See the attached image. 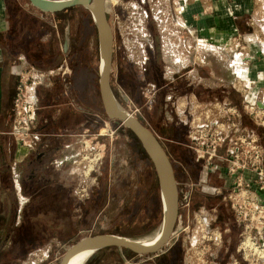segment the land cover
Returning <instances> with one entry per match:
<instances>
[{
	"label": "crops",
	"instance_id": "crops-1",
	"mask_svg": "<svg viewBox=\"0 0 264 264\" xmlns=\"http://www.w3.org/2000/svg\"><path fill=\"white\" fill-rule=\"evenodd\" d=\"M260 4L264 8L261 0H180L171 8V15L181 28L173 31L150 30L155 47L146 44L144 49L147 54H159L164 47L171 56L168 60H161L159 64L150 66L157 69L159 75L153 78L146 73L147 62L145 67L140 68L143 70L141 80L138 79L137 72H134L135 77L129 71L131 77L138 79L136 83L139 84L141 93L151 92L150 95L154 98L149 100L150 105L152 102L156 103L155 95L158 92H162V101H176L174 116L182 122L176 123V119L168 118L165 128L151 130L161 142L172 165H177V170L174 169L177 183H185V189H188L183 196L181 191L179 193L184 206L187 205L182 213L184 229L190 223V213L195 218L199 216L197 218L202 220L199 223L204 224L203 228L210 233L218 229L223 232L224 248L231 245L229 239L232 240L235 234V222L232 219L210 220L204 210L212 212L215 219L222 212L217 198L226 199L228 190L234 185L236 175L228 173L225 161L229 150V137L236 133H245L256 138L263 148L264 166V124L255 122L241 109L243 100L252 101L264 108V16L257 18L262 22L259 24L262 38L258 37V40L253 41V34L247 31L250 23H253L251 16L254 6ZM57 14L58 12L49 16L36 14L26 6V0H0V214L5 211L12 213L11 219L6 220L0 216V264H19L39 250L41 245L50 242V233L46 235L42 229L55 226L51 224L54 221L51 216L58 210L66 211L65 206L70 204L65 199L69 197L68 188L60 185L72 181L74 169L67 166V161L83 150L80 142L72 138L82 129L75 126L76 124L73 125V119L70 118L81 117L88 110L89 91L82 85L84 78H87L86 72L92 76L90 72L93 68L90 66L88 54L80 52L82 46H86L85 41L78 39L81 36L74 34L72 29L63 28L62 20ZM235 35L245 38L248 42L247 51L232 50V45L226 48L232 44V37ZM159 39L164 45L159 44ZM96 40L98 48L97 31ZM115 46L113 31V54ZM201 47L214 51L216 58L203 59ZM145 58L148 61V55ZM80 61L84 62L82 66L79 65ZM113 66L114 64L112 69ZM26 71L33 78L28 96L37 105L36 129L46 134V138L43 137L37 148L17 147L9 134L16 86L20 76ZM97 73V94L100 96L98 66ZM149 82L155 87L151 91L143 90L141 86ZM222 105L227 111L224 117L217 114L222 111ZM204 108L218 111L203 114ZM229 108H235L237 113L229 112ZM197 111L200 118L203 117L208 123L226 127L227 137L224 144L210 163L203 162V159L189 149L190 131L187 122L192 113ZM93 112L99 117L98 109ZM141 148L143 149L142 145ZM140 153L147 159L151 172L154 169L156 174L145 150ZM37 159L40 160L42 168L48 165L47 170L42 173L45 176L43 181L46 183L43 187H46L47 195L41 201L40 209L35 211L40 212V218L33 227L28 221L24 225L21 222L23 212H34L32 208L25 209L28 194L19 193L13 203L2 200V197L9 188L17 191L21 188L20 173L28 174L33 181V177L38 174L34 169ZM241 176L249 183L252 194L259 202L264 203V188H260L255 182L254 172L244 170ZM156 181L162 213L157 174ZM208 187L214 191V197H209L213 203L209 199L207 205L204 200L207 197H203L197 189L205 192ZM24 189L35 190V187L28 188L25 185ZM152 191L153 180L151 195ZM96 195L100 196V185L97 186ZM60 197L62 203L56 201ZM42 213L46 216L42 217ZM31 229L36 230L33 237L29 235ZM232 253L231 251L229 255ZM159 256L147 258L143 264H152Z\"/></svg>",
	"mask_w": 264,
	"mask_h": 264
},
{
	"label": "rangeland",
	"instance_id": "rangeland-1",
	"mask_svg": "<svg viewBox=\"0 0 264 264\" xmlns=\"http://www.w3.org/2000/svg\"><path fill=\"white\" fill-rule=\"evenodd\" d=\"M107 1L110 3L107 9V18L114 31V42H116V45L119 44L123 50L121 52V64L124 67V72L129 74L128 72L132 71L134 75V72H137L138 79L141 80V72H143V70L140 68L141 66L145 67V62L149 63V66H155V64H159L161 60L163 62V60H168V58L171 57L168 52L165 51L164 47L159 54L154 52L152 54H147L144 49L146 44L155 47V40L151 38L150 30L173 31L181 28L178 22L176 23L177 20H174L171 15V8L177 5L180 0ZM261 1L264 2V0ZM262 6V4L254 6L251 16L253 18V23H250L251 25L248 26L247 31L253 34V37H251L253 41L258 40V37L262 38L260 34L261 25H259L262 22L257 20V18L264 16V8ZM49 15L51 14L47 16ZM57 15L62 20L61 26L63 28L67 27L72 29L74 34L77 36L79 34L81 36L80 38L76 36L78 39H81L82 42L85 41L84 44L86 46H82L80 52L84 55L88 54L90 66L93 68V71L90 72L93 77L89 72H86L85 76L88 78V81L87 78H84V84L82 85L86 91H89L88 103L86 102L88 104V110H86L81 117L70 118L71 120L73 119V125L76 124L75 126L82 129L79 134H75L72 138L80 142L81 146H83V150L76 154L73 159L67 161V166L70 169H74L72 181L63 182L62 185L58 183V186L70 188L72 184V201L74 202L73 219H76L77 216L80 215V205L85 206L86 210H88V206L91 207L96 204L97 186L100 185V228H70L65 222L68 219L65 211L58 210L51 216V219H57L51 223L55 226H52L51 229H42V232L46 233V235L50 233V242L41 245L39 250L30 254L28 258L19 262V264H59L65 246L74 243L76 240L86 235L114 233L136 239L150 238L155 236L159 231L162 220L154 169L152 170L153 195H150V202L146 209L144 208L145 206L141 198H138L137 201L135 199L134 202L127 204L126 200L128 197H125L127 193L125 194L124 191L120 193V202L118 200L119 198L114 200L116 195L115 190H117L114 185V167L116 164H120L121 167L129 166L131 169H133L134 166V168L138 170L139 164L141 163L140 159L144 156L141 155L140 152H144V150L141 148L137 137L129 129L125 128L123 124H115L112 119L107 117L102 105L101 96L97 94L98 48L95 31L96 27L89 12L80 7H70L59 11ZM192 43V37H190V45H192ZM159 44L164 45V42H160L159 39ZM249 44L251 43L249 42ZM203 45L207 46L205 42H203ZM229 45L230 46L226 48H230L232 45V50L247 51L248 49V42L242 36H233L232 44ZM75 50L77 51L78 49ZM146 55H148L149 59L151 57L150 61L149 59L148 61L146 60ZM201 55L202 58L204 56L203 59L209 57L213 59L216 58L214 51L206 47H201ZM224 55L226 54L224 53ZM118 56L119 53L117 57L115 53L113 54L112 64L116 63ZM83 63L84 62L80 61L79 65L82 66ZM82 72L84 73V70H82ZM25 74L29 77V80L26 81L28 90L33 78L31 75H28L27 71ZM151 75H155L153 73V68L150 69V76ZM125 79H129V76H126ZM134 79V77H131V80ZM137 80L135 79L133 82L136 83ZM110 81L112 91L122 107L132 116L140 119L150 129H156L158 127L165 128L168 118L176 119V123L182 122L177 119V116H174L176 101H162V92H158L155 95L157 103L152 102L150 105L149 100L154 98L150 95L151 92H146L144 94L143 92L141 93L139 89L134 90L132 88L129 92V87L124 85H121L122 90L118 89L119 86L114 68L111 71ZM125 81L128 82V80ZM136 84L139 86L138 83ZM153 87L155 86H152L149 82V84L143 85L142 89L151 91ZM91 98L95 100V103ZM14 100L15 96L12 105L13 116L9 134L12 136L17 147L37 148L43 137L45 136L46 138V134L36 129L38 125V118L36 116L37 105L31 101V111L17 114L14 111ZM96 107L99 108V117L94 115L95 112H93ZM222 107V111H215L214 109L210 111V108H208L209 110L204 108V110L202 109V113H217L218 111L217 114L224 117L227 111H225V106L222 105ZM241 109L244 110L242 105ZM198 112L199 111L192 113L188 119L187 125L190 134L194 133L193 131H195L198 125L208 124L206 119L203 117L200 118ZM189 149L197 155L196 151L191 146ZM203 162L206 163L205 160ZM173 167L176 169L177 165L174 163ZM179 182L177 183L178 190L179 193L181 191L183 196L188 189H185V183ZM197 192L201 193L203 197H207V199L204 198V200H206L205 204L207 205L209 204V202H207L210 199L209 197H214V191L210 189V187L206 188L205 192L200 189H197ZM230 193L231 189L228 190L227 196L225 197L226 199L221 197L219 199L217 198L218 205L222 207V212L219 215L216 213L217 217L215 219L212 212L210 213L204 210V212L209 215L210 220L223 221L225 219H232L235 222V234L232 236V240L229 239V244H231L230 247L227 246V248H224V235L221 230H214L210 233L203 228L204 224L199 223L202 222L201 219L197 218L199 216L195 218L190 213V223L187 228L180 232L178 239L172 246L166 252L159 254L158 260L152 264H264V247L263 250L260 249L261 245L264 244V233H261V240L259 242V233H257L256 228H246L243 222L237 219L235 211L231 207V200L228 197ZM182 196L181 194L179 196L178 210L181 217H183L182 213L187 207V205L184 206L181 200ZM65 199L68 201L70 197ZM56 201L62 203V197L57 198ZM41 215L42 217L46 216L43 213ZM91 217V220H94L96 214H94V216L91 214ZM200 227L202 228L201 230ZM230 250L233 252L231 255H229L231 252ZM134 256L135 254L129 250L112 246L98 250L84 264H143L145 261L134 262ZM14 263L15 262H13V264Z\"/></svg>",
	"mask_w": 264,
	"mask_h": 264
},
{
	"label": "water",
	"instance_id": "water-1",
	"mask_svg": "<svg viewBox=\"0 0 264 264\" xmlns=\"http://www.w3.org/2000/svg\"><path fill=\"white\" fill-rule=\"evenodd\" d=\"M26 6L36 14L48 15L78 6L89 12L96 27L99 52V88L103 108L115 124H123L139 140L150 157L159 183L162 222L159 231L150 238H131L114 233L86 235L65 246L59 264H84L95 252L106 247H118L135 254L141 262L166 252L184 229L179 215V191L173 165L154 132L140 119L125 110L111 87L113 29L107 18L105 0H26Z\"/></svg>",
	"mask_w": 264,
	"mask_h": 264
},
{
	"label": "built area",
	"instance_id": "built-area-1",
	"mask_svg": "<svg viewBox=\"0 0 264 264\" xmlns=\"http://www.w3.org/2000/svg\"><path fill=\"white\" fill-rule=\"evenodd\" d=\"M27 80H29L27 74H22L16 88L14 111L17 114L31 111V100L27 94ZM242 107L243 111L255 122L264 124V108L249 100H243ZM228 110L231 113H237L235 108ZM219 125L200 124L195 128L194 133L190 134V146L196 151L198 157L207 163H210L218 155V151L227 137L226 127ZM229 138V150L225 161L228 173L236 175V177L228 197L237 219H240L246 228L255 227L259 233L260 242L261 233H264V203L259 202L257 197L252 194L250 185L245 182L241 172L244 170L254 172L255 182L260 188H264L263 148L256 138L245 133H236ZM263 245L260 247L261 250H263Z\"/></svg>",
	"mask_w": 264,
	"mask_h": 264
},
{
	"label": "flooded vegetation",
	"instance_id": "flooded-vegetation-1",
	"mask_svg": "<svg viewBox=\"0 0 264 264\" xmlns=\"http://www.w3.org/2000/svg\"><path fill=\"white\" fill-rule=\"evenodd\" d=\"M108 2V1H107ZM110 6V5H109ZM109 6H106V10L109 8ZM122 47H120V45H116L115 46V56L117 57L118 53L119 56L117 58L116 63L114 64L113 68L116 71V78L118 81V89L122 90L121 85L124 86H128L126 88H128L129 92L130 89H140V86H138L135 82H133L134 80H131V74H126L124 72V67L121 64V59H122ZM117 54V55H116ZM151 59V57H150ZM150 61V60H149ZM152 64V62H151ZM147 74L149 73L150 75V66L149 63L147 65ZM159 71L157 69H153V73L155 75H151V77L153 76H157L159 75L158 73ZM129 73V72H128ZM126 76H129V79H125ZM128 80V82H126L125 80ZM121 83V84H119ZM142 88V86H141ZM141 92V91H140ZM131 94V93H130ZM93 102L95 103V100L93 99ZM157 103V102H156ZM96 109L99 110L98 107H96ZM39 158V157H38ZM141 163L139 164L138 170L133 168H129L128 167H121L120 164H116V166L114 167V174H115V188H117L116 191V195L114 197L115 199H118L120 202L121 196L120 193H122L124 191V193L126 194L125 197H128L126 200V203H132L134 202V200L136 199V201L138 200V198H141V200H143V205L145 206L144 208H147L148 203L150 202V195H151V188H152V172H151V168L147 162V159L145 158H141L140 159ZM39 159H37V164L34 165V169H36V171L38 172V174H36L33 177V181L31 180V178L29 179V175L28 174H24V173H20L19 174V183H20V189L17 190H13V189H7L5 191V193L3 194L2 200L5 201H9L10 203H13L17 200L18 198V194H28V199H27V206L25 207V209L27 210V208L34 210V212L32 213H28V212H23L22 214V218H21V222L22 225L25 224V221H28L27 223H30L31 226L35 227V224H37L39 222V218H40V212L35 213V211L40 209V203L41 201L45 198L46 194V187L44 189L43 185H45L46 182L43 181V178L45 177L43 174V172H45L48 168L47 166H44L42 168V166H40L39 163ZM131 163V162H130ZM131 165V164H130ZM43 173V174H42ZM44 176V177H43ZM32 182H29V181ZM35 180V181H34ZM27 185V187H35V190H29V189H24V186ZM42 185V186H41ZM9 186V185H8ZM39 186V187H38ZM72 184L70 186V188H68L67 193L69 194L70 199L68 200L70 202V204L65 206V214L68 217L66 224L67 226H69L70 228L73 227H98L100 228V196L97 197L96 199V204H94L93 206L89 207L88 206V210H86L85 206L80 205V215L77 216L76 219H73V212H74V202L72 201ZM53 193V192H52ZM124 194V195H125ZM123 195V196H124ZM67 197V198H69ZM24 198V197H22ZM139 200V201H141ZM33 203V205H31ZM141 205V204H140ZM140 207V206H139ZM8 209V208H7ZM9 209H11V207H9ZM142 209V208H141ZM91 214H96V217H94V220H91ZM3 216L4 219L8 218L11 219L12 217V213L10 211H5L2 214H0V216ZM66 217V218H67ZM7 220V219H6ZM57 219H54V221ZM62 223V222H61ZM35 229V228H34ZM36 230H32L29 232L30 237H33V235L35 234ZM30 240H32L31 238H29Z\"/></svg>",
	"mask_w": 264,
	"mask_h": 264
},
{
	"label": "bare ground",
	"instance_id": "bare-ground-1",
	"mask_svg": "<svg viewBox=\"0 0 264 264\" xmlns=\"http://www.w3.org/2000/svg\"><path fill=\"white\" fill-rule=\"evenodd\" d=\"M109 6L110 5V3L109 2H107V0H105V6Z\"/></svg>",
	"mask_w": 264,
	"mask_h": 264
},
{
	"label": "trees",
	"instance_id": "trees-1",
	"mask_svg": "<svg viewBox=\"0 0 264 264\" xmlns=\"http://www.w3.org/2000/svg\"><path fill=\"white\" fill-rule=\"evenodd\" d=\"M73 7H78V6H73Z\"/></svg>",
	"mask_w": 264,
	"mask_h": 264
}]
</instances>
